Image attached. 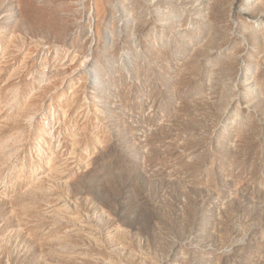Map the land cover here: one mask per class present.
<instances>
[{"label": "rangeland", "instance_id": "rangeland-1", "mask_svg": "<svg viewBox=\"0 0 264 264\" xmlns=\"http://www.w3.org/2000/svg\"><path fill=\"white\" fill-rule=\"evenodd\" d=\"M0 264H264V0H0Z\"/></svg>", "mask_w": 264, "mask_h": 264}]
</instances>
